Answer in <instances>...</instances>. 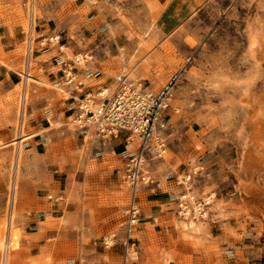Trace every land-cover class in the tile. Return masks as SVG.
<instances>
[{"label": "rangeland", "instance_id": "374dc122", "mask_svg": "<svg viewBox=\"0 0 264 264\" xmlns=\"http://www.w3.org/2000/svg\"><path fill=\"white\" fill-rule=\"evenodd\" d=\"M186 1L184 10L177 1L167 8L170 0L114 5L123 24L121 31L110 27L107 33H125L130 41L96 42L79 34L74 48L82 56L70 59L84 63L95 52H108L115 67L110 68L115 85L109 95L121 74L158 93L179 73L162 114L166 151L162 157L147 154L146 178L137 192L142 213L141 200L154 173L172 171L179 185L175 182L165 227L148 223L146 231L140 230L142 220L153 219L141 216L131 239L135 250L125 259L131 197L126 165L116 162L117 169L107 172L94 152L107 150L110 139L100 137L93 126L76 124L79 104L89 94L75 101L70 97L76 87L72 69L62 71L54 83L37 75L34 60L32 79L26 82L21 74L28 71L25 62L15 68L12 84L0 90V218L12 215L21 229L10 264H264V0ZM76 2L69 8L63 4L58 14L70 20V13H79L84 26L88 8ZM33 9L37 15V0H0V24L10 23L9 15H14L26 31L16 54L29 52ZM106 10L114 13L112 7ZM55 37L50 38L54 47ZM12 59L0 61L13 69ZM42 93L50 111L38 152L13 140L38 131L31 130L25 116L30 98ZM183 193L191 203L211 201L207 216L194 228L184 226L192 217L178 212ZM2 260L0 249V264Z\"/></svg>", "mask_w": 264, "mask_h": 264}, {"label": "crops", "instance_id": "0c3cea01", "mask_svg": "<svg viewBox=\"0 0 264 264\" xmlns=\"http://www.w3.org/2000/svg\"><path fill=\"white\" fill-rule=\"evenodd\" d=\"M76 1L77 0H37V9L39 13H37V15L33 13L35 17H32L30 22V32L28 36V39H30L28 44L29 52L27 55L23 54L21 51L16 54L26 36L24 26L21 21L18 20V17L9 15L12 24L10 25L11 22L5 23L6 21L0 24V59L8 60L13 58L10 62L13 69H9L4 61H0V90L12 84V78H14L16 67L18 68L21 65H25L26 62V66H28L27 70L29 71L33 68L31 63L34 60L35 65L33 69L38 73L37 75H41L43 78L54 83L62 78V71L68 68L72 69L73 73L76 75L74 78L76 87L72 89L70 97H72L74 101L77 97L87 94L94 95L105 87L109 88L115 85V76L110 72V68H112L113 65H111L109 61L108 52L103 55H99L95 52L93 55L95 58L92 60L86 59L84 63H76L70 60L76 57L77 53L74 48L76 42L75 36L78 37L79 34L85 33L88 38L91 37L96 42L114 41L116 43H122V41H130L125 33L119 32L110 35L107 31L110 27L121 31L120 28L123 24L121 19L116 17V9L113 8L114 5H118L119 7H126L129 5L131 7L133 4L139 3L140 0H80L83 8H88L87 16L89 18L87 24L84 26L82 24L80 25L78 22L79 13H70V20H68V18L61 19V15L58 14V12L63 9V4L69 8V5L77 3ZM170 1L171 2L166 4L167 8L173 6L174 1H177L178 6H180L182 10L188 6V1L186 0ZM110 7H112L114 11L113 14L106 10V8ZM71 9L74 10L73 7ZM16 18L17 20H15ZM170 21L171 20L167 19V24H169ZM75 22L77 23L76 26L72 27V24ZM71 27L74 35L72 32L70 33ZM116 27H119V29ZM102 28H104L105 31H101ZM54 34L56 38L59 39L55 47L54 42L52 43V39H50ZM110 52H114V50H110ZM112 69H115V67ZM38 87L41 88V86ZM43 94L45 93H42L41 97L30 98L28 103L29 110L25 116L31 130L38 131L29 134L27 138L22 141L25 148L35 146L38 152H41L42 144L45 143L47 137V131L44 128V120L50 111V109L47 108L48 103L46 102V95ZM128 140L127 134L121 133L117 138H111L109 144L105 143L104 146L108 147L107 150L104 147L95 149L94 153L96 157L101 159L100 163L106 166L107 172H113L117 169V166L112 165L116 162L124 166L127 164L130 156L136 149L135 145H133V141ZM139 145L138 143L137 147H139ZM109 148L113 149V151ZM112 153H114V155H112ZM154 174L156 176L154 178L155 181L152 182L151 186H146L144 197L141 200L143 207L145 206L146 208V210H143L141 213L142 218L149 216L153 217V219H144L140 222L143 226L140 230L143 231H146L148 223H153L157 227L159 225L162 228L165 227L163 225L167 222V207L172 194L176 190L177 185H179L175 177L171 175L172 171L169 173L167 171H157ZM72 181H74V179ZM74 186L75 184H72V187ZM38 215L41 217L40 214ZM155 220H158V222H155ZM21 228L25 229V225L22 224Z\"/></svg>", "mask_w": 264, "mask_h": 264}, {"label": "built area", "instance_id": "2783aa9c", "mask_svg": "<svg viewBox=\"0 0 264 264\" xmlns=\"http://www.w3.org/2000/svg\"><path fill=\"white\" fill-rule=\"evenodd\" d=\"M178 74L171 77L169 82L158 93L147 90L140 81H133L125 74L117 76V85L111 95L94 97L89 94L79 104L76 124L81 128L95 127L96 133L103 139L117 138L121 133H126L127 138L133 133L140 137L137 147L125 167L124 178L131 189V197L126 210L125 220V259L129 245L133 238V228L141 220V210L138 204V185L143 181L141 167L142 153L151 152L162 157L166 151L167 141L160 134L166 123L162 120L164 109L169 105L168 98L174 81ZM90 99L101 102L96 109L90 107ZM149 180V179H148ZM152 182V179H150ZM178 212L183 217H203L208 212L209 203L206 199L188 202L186 193L178 195Z\"/></svg>", "mask_w": 264, "mask_h": 264}, {"label": "bare ground", "instance_id": "6f19581e", "mask_svg": "<svg viewBox=\"0 0 264 264\" xmlns=\"http://www.w3.org/2000/svg\"><path fill=\"white\" fill-rule=\"evenodd\" d=\"M34 5V4H33ZM29 9H30V7H29ZM33 13H34V9H33ZM35 17V16H34ZM36 21V20H35ZM35 25V24H34ZM32 26V25H31ZM29 33V32H28ZM32 34V33H31ZM56 38V37H55ZM30 40V39H29ZM34 40V39H33ZM33 42V41H32ZM120 49V48H119ZM31 51V50H30ZM80 53V52H79ZM78 53V55H80V56H82V54H79ZM120 53H122V52H120ZM77 54H76V56L77 57H79ZM86 56V55H85ZM29 57V56H28ZM124 56L122 55V61H123V71H125V69H126V59L125 58H123ZM82 58V57H81ZM77 59H79V58H77ZM31 60V59H30ZM84 60H82V62H83ZM128 61V60H127ZM30 63V62H29ZM28 65V64H27ZM28 67V66H27ZM25 69V68H24ZM122 70V69H121ZM67 73H69V72H67ZM21 74L24 76V78L26 79V82H28L29 81V79H32V75L30 74V72L29 71H22L21 72ZM179 74V73H178ZM119 76V75H118ZM24 82V81H23ZM23 85V84H22ZM25 86V85H24ZM27 87V86H26ZM23 88V87H22ZM60 88V87H59ZM24 89H25V87H24ZM23 90V89H22ZM25 91V90H24ZM109 92V88H107V87H105V88H103L102 90H100V92H99V94L101 95V96H105L106 94H109L108 93ZM23 93V92H22ZM23 95V94H22ZM22 95H21V97H22ZM88 95V94H87ZM24 96V95H23ZM22 99V98H21ZM23 99H24V97H23ZM22 102V101H21ZM26 103V102H25ZM22 104H24V101H23V103ZM90 107L91 108H93V109H96V107L98 106V105H101V102L99 103H97V102H95V101H93L92 99H90ZM20 105H21V103H20ZM20 108H21V106H20ZM23 108V107H22ZM24 108H25V106H24ZM23 108V109H24ZM21 112V111H20ZM19 112V113H20ZM20 116H22L21 114H20ZM22 122H24V120H23V117H22ZM19 126H20V124H19ZM21 127H22V125H21ZM20 127V128H21ZM18 129V128H17ZM18 131V130H17ZM89 134H91V133H89ZM27 134H25V133H23V134H21L20 136H18V138H14V140H13V143L14 144H16V145H20L21 143H22V141H23V139H26L27 138ZM29 138V137H28ZM129 140H133V145H135V146H137L138 145V143L139 144H141L140 143V137H139V135L138 134H136V133H133V134H131L130 136H129ZM128 140V141H129ZM20 147V146H19ZM16 148H18V147H16ZM148 153H151V152H148ZM154 156H156L154 153H152ZM146 156H147V153H142V155H141V167H142V172H143V162L145 161V160H147V158H146ZM130 159V158H129ZM129 161V160H128ZM16 167V166H15ZM16 172V171H15ZM148 171L147 170H145L144 169V174H146ZM16 174V173H15ZM143 174V173H142ZM14 175V174H13ZM146 177H145V175H143V180L145 179ZM186 178H191V175L190 174H186ZM14 181V180H13ZM148 181V180H147ZM14 182H16V181H14ZM145 182V181H144ZM14 184V183H13ZM139 184H140V182H139ZM12 189V188H11ZM14 191V190H13ZM13 194H15V193H13ZM209 196V195H208ZM208 199H209V197H208ZM14 199H12V201H13ZM194 200V199H193ZM208 202H211L210 200H208ZM14 204V203H13ZM11 209V208H10ZM9 209V210H10ZM127 210V209H126ZM13 211V210H12ZM14 213V212H13ZM11 214V213H10ZM205 216H207V212H204L203 213ZM2 215V214H1ZM0 215V216H1ZM8 215V214H7ZM3 216H6V215H3ZM13 216H14V214H13ZM199 219H201V218H199V217H192V218H190V220L188 221V222H185L184 223V226L186 227V228H194L195 227V225H196V221H198ZM137 225V224H136ZM135 227L136 226H134V228H133V232L135 231ZM20 236H21V229H20V227L17 225V224H15L14 223V219H13V217H12V215H11V218H9L8 217V219L6 220L4 217H1L0 218V249H2L3 250V260H2V262H1V264H10L11 262H10V260H11V256H12V252H14L15 250H19V247H20ZM133 248V245H129V247H128V251H127V257H126V260L128 259V257H129V252H130V249H132ZM133 251L135 250V249H132Z\"/></svg>", "mask_w": 264, "mask_h": 264}]
</instances>
